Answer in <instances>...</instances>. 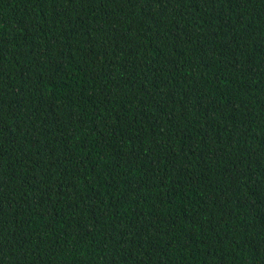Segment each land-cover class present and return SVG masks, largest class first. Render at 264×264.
<instances>
[{
  "label": "trees",
  "instance_id": "1",
  "mask_svg": "<svg viewBox=\"0 0 264 264\" xmlns=\"http://www.w3.org/2000/svg\"><path fill=\"white\" fill-rule=\"evenodd\" d=\"M0 264H264V0H0Z\"/></svg>",
  "mask_w": 264,
  "mask_h": 264
}]
</instances>
